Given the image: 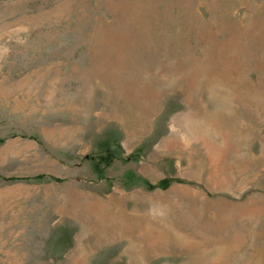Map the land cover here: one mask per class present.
Segmentation results:
<instances>
[{"label": "rangeland", "instance_id": "374dc122", "mask_svg": "<svg viewBox=\"0 0 264 264\" xmlns=\"http://www.w3.org/2000/svg\"><path fill=\"white\" fill-rule=\"evenodd\" d=\"M0 264H264V0H0Z\"/></svg>", "mask_w": 264, "mask_h": 264}, {"label": "trees", "instance_id": "16d2710c", "mask_svg": "<svg viewBox=\"0 0 264 264\" xmlns=\"http://www.w3.org/2000/svg\"><path fill=\"white\" fill-rule=\"evenodd\" d=\"M45 180H53V181H56V179L54 180V179H51V178H48V177L42 176V175L37 176V177H34V178H31V179L30 178L23 179V181H26V182H31V181H33V182H43Z\"/></svg>", "mask_w": 264, "mask_h": 264}]
</instances>
